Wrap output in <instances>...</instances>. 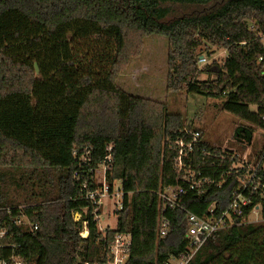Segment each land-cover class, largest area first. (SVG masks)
Here are the masks:
<instances>
[{"label": "trees", "instance_id": "1", "mask_svg": "<svg viewBox=\"0 0 264 264\" xmlns=\"http://www.w3.org/2000/svg\"><path fill=\"white\" fill-rule=\"evenodd\" d=\"M211 1L0 0V229H7L0 244L11 245L0 247V257L13 250L31 264L103 262L109 241L128 233L124 264H162L185 249L187 212L201 216L213 202L216 212L226 207L239 175L226 172L237 158L201 138L184 162L215 183L199 195L187 189L179 206H167L168 231L157 237L156 193L175 183L170 145L184 121L116 83L146 36H165L166 89L219 100L220 110L244 122L235 135L250 144L254 127L264 130V0H225L209 12L164 21L165 3ZM211 46L226 55L198 68ZM235 142L242 152L241 139ZM263 145H250L255 160ZM108 154L105 180L109 190L120 182L122 204L114 227L101 232L84 195L96 189L92 177ZM261 191H243V213L258 203L264 208ZM64 212L79 213L84 238L64 236ZM20 215L36 224L33 233L14 224ZM187 264H264V222L217 231Z\"/></svg>", "mask_w": 264, "mask_h": 264}, {"label": "built area", "instance_id": "2", "mask_svg": "<svg viewBox=\"0 0 264 264\" xmlns=\"http://www.w3.org/2000/svg\"><path fill=\"white\" fill-rule=\"evenodd\" d=\"M201 134L198 130L183 129L182 134L174 139L171 143L170 148L175 151L174 156V167H175V183L173 185L166 186L164 189L157 191V218H156V235L157 237H164L168 231L169 221L164 215L165 208L179 206L182 196L188 190H192L195 194L199 195L204 192L206 185L215 183L212 178H206L201 176L200 171L193 172V169L189 164L184 161H190V155L193 153L195 145L200 141ZM214 147V146H213ZM107 150H111V145H107ZM222 152H231V158H237L233 160L231 168L227 175L232 172L239 174L237 176V187L233 191V194L226 205V207L218 212L215 211V203H211L207 207V212L201 216L195 215L194 213L187 212L184 218L186 227V246L185 249L179 253L176 257H169L162 264H187L197 249L202 243L210 237H213L219 230L228 229L234 225L243 222H264V208L261 204H255L251 206L247 213H243V208L249 203L247 197L243 195V191L246 189L256 190L258 187L262 188L261 195L264 196V182L261 180V176L257 174V170H261V175H264V166L261 165L264 161V145L260 151L259 156L256 159V165L248 166L246 155L239 153L236 149L221 148ZM202 153L209 155L210 152L205 148L201 147ZM223 156L220 155V158ZM111 160L110 154L106 155L102 164L103 177L105 180V172L108 169V162ZM100 164V165H101ZM246 170L243 173V168ZM244 175V179H243ZM92 180L97 185L96 189L88 190L85 192L84 197L92 202L94 205L92 213L97 219V212L99 210V204L103 202V197L108 195H117L119 200L114 210L121 208L122 192L118 189L112 188L109 190L110 185L103 181V183H96L94 175ZM183 181L187 188L183 187L180 182ZM221 185L220 182L217 183ZM110 192V194H109ZM113 210V212H114ZM67 213V212H64ZM63 213V215H64ZM72 214H78L77 212H71ZM65 217V216H64ZM80 217V215H79ZM14 224H22L28 227L30 232H34L37 228L36 224L30 222L24 215H20L15 218ZM104 232V231H103ZM7 235V229H0V238ZM80 237H82L80 233ZM130 244V234H117L112 240L109 241L108 258L103 262H88L84 261L82 264H124L128 257V248ZM0 247H11L10 244H0ZM0 264H31L25 260L22 256L16 254L11 250L7 255L0 257Z\"/></svg>", "mask_w": 264, "mask_h": 264}, {"label": "rangeland", "instance_id": "3", "mask_svg": "<svg viewBox=\"0 0 264 264\" xmlns=\"http://www.w3.org/2000/svg\"><path fill=\"white\" fill-rule=\"evenodd\" d=\"M225 0H212L204 5L165 3L164 6L170 8V12L164 21H171L184 16L200 15L219 7ZM168 43L165 36L151 34L144 38L140 54L132 58L127 68L118 74L116 83L123 91L153 101L162 102L169 113L180 114L183 118V127L201 131V138L205 139L211 146L236 149L235 138L241 139L244 148L238 152L246 155L247 165H256V160L250 145H260L264 141V130L254 127L253 139L250 144H244L243 138L235 135V130L240 129L244 122L233 114L220 110L217 106L219 100L208 98L196 93H184L168 91L166 89V55ZM211 55L200 54L197 59V67L210 63L214 59H220L226 55L223 48L211 46ZM199 78H204L205 74H199ZM252 110L254 106H250ZM243 129L241 128V131ZM240 131V132H241ZM232 143V144H230ZM250 154V156H249ZM264 166V161L261 164ZM102 164L94 172L96 183H103ZM120 189V182L113 181V189ZM110 194V192H109ZM119 197L108 195L103 197V202L99 204L97 212V228L103 232L106 228H113L116 221L114 210ZM120 201V200H119ZM114 210V212H113ZM66 229L64 236L77 238L83 229L77 230L76 221L80 218L71 212L64 213ZM87 234V233H86ZM85 234V235H86Z\"/></svg>", "mask_w": 264, "mask_h": 264}, {"label": "crops", "instance_id": "4", "mask_svg": "<svg viewBox=\"0 0 264 264\" xmlns=\"http://www.w3.org/2000/svg\"><path fill=\"white\" fill-rule=\"evenodd\" d=\"M83 231L85 232V234L87 233L86 229H83Z\"/></svg>", "mask_w": 264, "mask_h": 264}, {"label": "bare ground", "instance_id": "5", "mask_svg": "<svg viewBox=\"0 0 264 264\" xmlns=\"http://www.w3.org/2000/svg\"><path fill=\"white\" fill-rule=\"evenodd\" d=\"M81 235H82V236H86L85 233H84V234L81 233Z\"/></svg>", "mask_w": 264, "mask_h": 264}]
</instances>
